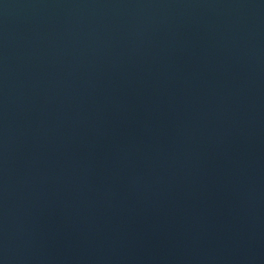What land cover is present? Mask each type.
Wrapping results in <instances>:
<instances>
[{
    "label": "water",
    "instance_id": "water-1",
    "mask_svg": "<svg viewBox=\"0 0 264 264\" xmlns=\"http://www.w3.org/2000/svg\"><path fill=\"white\" fill-rule=\"evenodd\" d=\"M0 264H264V0H0Z\"/></svg>",
    "mask_w": 264,
    "mask_h": 264
}]
</instances>
